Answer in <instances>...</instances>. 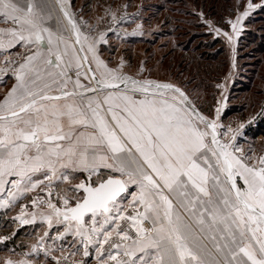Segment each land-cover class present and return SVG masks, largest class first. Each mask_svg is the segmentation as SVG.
<instances>
[{"label":"snow or ice","instance_id":"obj_1","mask_svg":"<svg viewBox=\"0 0 264 264\" xmlns=\"http://www.w3.org/2000/svg\"><path fill=\"white\" fill-rule=\"evenodd\" d=\"M68 7L0 0V48L24 49L0 68L15 80L0 98V209L57 226L0 264H34L41 249L45 264H264V151L237 147L220 108L182 85L110 66L104 32H84ZM254 7L238 0L231 31L194 14L232 46ZM69 236L59 255L45 243Z\"/></svg>","mask_w":264,"mask_h":264},{"label":"rangeland","instance_id":"obj_2","mask_svg":"<svg viewBox=\"0 0 264 264\" xmlns=\"http://www.w3.org/2000/svg\"><path fill=\"white\" fill-rule=\"evenodd\" d=\"M192 1L63 0V3L69 6L68 10L78 23L85 22L80 24L84 32L95 36L104 32L107 42H101L98 49L110 66L122 60L124 70L135 73L143 64L146 69L144 77L172 81L182 86L186 84L188 90L193 88L187 71L191 54L185 50L198 42L207 49L215 41V47L208 51L212 53L221 49L224 67L220 77L210 82L213 86V99L198 90L192 91V95L203 102L205 112L210 107L220 108V124L225 129L231 127L234 130L236 139L233 143L237 147L245 152L251 148L260 153L264 151V0H251L256 7L249 10L238 25L232 46L222 37H217L194 13L202 11L204 18L211 20L214 26L227 27L231 31L223 21L229 16L235 18L238 0H219L220 4L225 2L222 4L224 9L220 11L219 8L210 11L205 3L195 6ZM239 3L244 4L245 0H239ZM240 11L243 12L242 7ZM137 25L140 27L137 28ZM258 43L262 44L261 49ZM217 84L223 87L217 88ZM252 93L257 94V102L253 101ZM251 102L255 106L252 107ZM0 216L6 225L5 231L0 232V237L4 238L0 239V246L8 244L0 251V258L11 256L19 259V254L28 252L29 246L36 243L46 230L52 236L57 231V226L47 229L43 223L18 226L9 217L3 214ZM71 240L69 236L66 240L53 242L48 237L45 243L50 246L55 243L56 255H59L62 245L67 246L66 251L71 250ZM31 258L34 263L41 261L45 264L42 249L38 256L32 254ZM50 264L55 262L50 261Z\"/></svg>","mask_w":264,"mask_h":264},{"label":"trees","instance_id":"obj_3","mask_svg":"<svg viewBox=\"0 0 264 264\" xmlns=\"http://www.w3.org/2000/svg\"><path fill=\"white\" fill-rule=\"evenodd\" d=\"M201 1V2H199ZM193 4L198 6L199 3L203 4L205 3L206 6L209 7L210 11H216V9H224L222 7V4L225 2H219V0H193ZM192 38V43L193 42ZM216 42L213 41L210 46L207 44L206 47H211V48H204L201 42H198V44H194L192 48H188L185 50V52H190L191 56L188 59V64L189 67H187V71H189V76L191 80V84H193V88L187 89L188 87L186 84H183V86L189 91L190 94H192V91L198 90L201 92L207 93V96L209 98H212L213 95V86L210 84L211 81H214L215 79H218L220 77V72L223 70L224 64H223V53L221 49H218L216 52H209L208 49H213L215 47ZM259 49H261L262 44L258 43ZM261 75V74H260ZM250 91L246 90L245 92ZM257 94L252 93L253 101L257 102ZM213 99V98H212ZM197 102L202 106L203 108V102L197 100ZM253 106L254 103H250ZM204 110V109H203ZM3 218L0 216V232H4L6 229V225L2 223ZM7 243H4L3 245L0 246V251L7 247Z\"/></svg>","mask_w":264,"mask_h":264},{"label":"crops","instance_id":"obj_4","mask_svg":"<svg viewBox=\"0 0 264 264\" xmlns=\"http://www.w3.org/2000/svg\"><path fill=\"white\" fill-rule=\"evenodd\" d=\"M54 0H40L41 3H46L48 5H52ZM58 10L53 11V18L48 21V24L53 27L54 29L57 27V18L60 17L62 19V16ZM5 25L0 23V27H4ZM24 51L23 48L21 47H14V48H0V68L5 67V59H19V56L17 55L19 52ZM11 68L12 65H7V69L3 72H0V98H2L3 94L7 92L9 88L15 83L14 77L12 76L11 73ZM35 195V193H28L26 194V197L24 199H21L19 203H23L25 205H28L30 203V199L32 196ZM29 211L31 210L30 208L28 209ZM19 213V207L16 206L14 208H11L9 210H4L0 209V214L5 215V217H9L12 219L18 226H23V225H29V224H21L20 221L15 220V216ZM35 223H41V221L37 220L32 224ZM44 224V223H43ZM45 227H47L46 224H44ZM55 226V225H54ZM71 251V250H70ZM79 258V257H77ZM88 264H95V254L93 253L92 258H88ZM34 264H42L41 261L40 263H34Z\"/></svg>","mask_w":264,"mask_h":264}]
</instances>
